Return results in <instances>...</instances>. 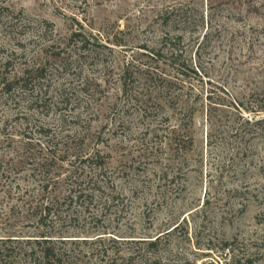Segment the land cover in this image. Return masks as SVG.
<instances>
[{
	"label": "rangeland",
	"instance_id": "obj_1",
	"mask_svg": "<svg viewBox=\"0 0 264 264\" xmlns=\"http://www.w3.org/2000/svg\"><path fill=\"white\" fill-rule=\"evenodd\" d=\"M85 152L107 183L76 199ZM41 234L61 264H264V0H0V264Z\"/></svg>",
	"mask_w": 264,
	"mask_h": 264
},
{
	"label": "trees",
	"instance_id": "obj_2",
	"mask_svg": "<svg viewBox=\"0 0 264 264\" xmlns=\"http://www.w3.org/2000/svg\"><path fill=\"white\" fill-rule=\"evenodd\" d=\"M188 17L184 16L182 19V22L187 23ZM176 38L179 40L181 39V36L176 35ZM169 58H175V52L176 49H178V46H176L175 42L169 45ZM174 56V57H173ZM22 80H24V77H20ZM131 86L123 82L122 84V92L129 94L131 96L132 90ZM63 151V149L60 148V151ZM65 152V151H64ZM97 154L93 152H85V154L82 156V166L81 168L80 163L73 166L72 170H70L68 174V185L74 191V197L79 198L81 196V191H85L87 189L96 190L101 189L102 184H106L107 182H104V179L99 178L102 174L101 170L102 167L100 162H97L98 164H95L92 162V160L96 159ZM80 161V162H81ZM93 164H92V163ZM43 163V162H42ZM86 163V164H85ZM47 189V185H44V189ZM41 212L39 216V221L42 223L47 219H51L55 216L57 217L55 213L51 211V208L53 207L54 203L51 201H48V199L41 204ZM49 217V218H48ZM41 239H27L28 243L41 245L44 243L47 246H44V250H41L40 252H35L34 246L27 247L23 252H20L17 255H7L8 257H13V260H10L8 264H16L19 263V261H24L26 264H61V259H57L56 253L54 252V249L52 245H49L52 243L53 240L48 238L46 235L41 234ZM149 244L153 245L154 242H150ZM227 245V242H225V246ZM5 248H2L0 246V261H6L5 259ZM2 256L3 259L1 258Z\"/></svg>",
	"mask_w": 264,
	"mask_h": 264
}]
</instances>
